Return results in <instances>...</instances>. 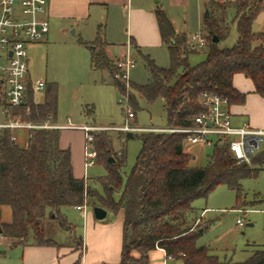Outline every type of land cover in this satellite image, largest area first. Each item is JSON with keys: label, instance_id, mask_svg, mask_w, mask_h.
Wrapping results in <instances>:
<instances>
[{"label": "trees", "instance_id": "trees-1", "mask_svg": "<svg viewBox=\"0 0 264 264\" xmlns=\"http://www.w3.org/2000/svg\"><path fill=\"white\" fill-rule=\"evenodd\" d=\"M207 17H203L206 37L204 49L189 51L190 35L178 31L166 12L157 8L155 15L163 45L168 49L170 66L160 67L149 55H141L149 72L147 84H126L112 78L114 60L105 50L107 42L101 33L95 41L83 45L91 47V67L95 71H108L112 85L129 104L140 109L138 97L148 103L162 100L167 128L194 125V118L204 111L201 103L205 92L226 96L232 104H244L247 94L233 85L236 74L251 79L254 92L264 97V31H256L254 23L264 13V0H209ZM237 32L232 47H221L231 28ZM214 37L219 41L214 42ZM204 53L205 59L195 65L189 62L191 54ZM45 101H34V90L29 85L28 100L20 107H10L7 119L33 124L56 123L58 88L45 85ZM136 113V112H135ZM98 132V131H97ZM26 147L18 145L13 132H0V227L12 246L33 243L56 245L48 237L45 220L49 217L70 233L77 250L83 249V239L76 235L75 226L62 212L64 207H75L93 201L108 212L123 211V242L121 260L117 264H151L150 253L161 248L167 257L183 264H264V247L257 248L242 262L221 260L198 240L210 225L194 227L197 211L195 200L207 198L220 185L242 193V180L257 177L264 166V147L251 164H240L232 155L228 144L212 148L205 167L191 164L193 156L184 150L187 135L183 133L149 131L140 135L126 133L127 141L140 139L142 148L128 175L119 201L114 193L121 189L122 170L127 157L118 154L111 163L105 155L114 154L109 135L100 131L95 135L97 160L103 162L107 175L99 180L104 193L91 189L85 179L74 174L72 152L60 145L61 129H32ZM92 203V202H91ZM241 204V202L239 203ZM8 208L11 221H1ZM240 208V207H239ZM4 255V253H0ZM74 264H82L79 259Z\"/></svg>", "mask_w": 264, "mask_h": 264}, {"label": "rangeland", "instance_id": "rangeland-1", "mask_svg": "<svg viewBox=\"0 0 264 264\" xmlns=\"http://www.w3.org/2000/svg\"><path fill=\"white\" fill-rule=\"evenodd\" d=\"M154 2L157 0H153ZM209 0H190L188 5H173L168 0H160L157 3L171 19L175 28L188 35L199 32L203 29V17L206 13V5ZM114 32L110 40L114 43L110 47L113 57H118L122 53L121 45L127 42L125 35L126 14L116 13ZM79 29L70 28L65 24V28L51 25L48 40L31 43L26 46L28 53L29 72L34 81L41 79L47 84H56L58 91V112L57 123L60 125L68 124L70 119L74 125L85 123L121 127L126 121L128 105L126 96L120 94L119 90L112 84H105L103 78L112 82L108 71H95L91 67V47L80 43L82 39ZM256 31L264 30V13L260 14L254 23ZM85 39L95 38L97 30L96 24L88 25L83 28ZM83 40V39H82ZM237 40L235 27L231 28L228 38L220 43L221 47H232ZM148 52L156 64L167 68L170 66V57L165 45L152 47ZM137 66L130 71V82L126 83L127 92L131 93V83L139 85L147 84L149 72L144 58L137 55ZM204 53L191 54L189 62L191 65L198 64L205 59ZM245 85L250 87V81L241 76ZM44 90L35 94V101L42 103L46 98ZM250 96H248L249 98ZM258 97V96H257ZM260 98V97H259ZM140 109L136 111V118L130 124L140 128L170 129L167 128L166 113L163 102L157 99L153 103H148L142 97H138ZM249 101V100H248ZM91 111V114H89ZM94 125L99 129L104 127ZM102 130H98L99 133ZM104 134L110 136L114 154L105 155L102 159L118 157L124 154L127 162L122 170L123 183L120 190L114 193V199L119 201L122 190L126 184L128 175L136 162L137 156L142 148L140 139L127 141L126 133L120 132L115 128L103 130ZM149 131H140V135ZM160 132V131H157ZM163 132V131H162ZM64 140L71 145L72 152L81 159L84 151V135L80 130L61 131ZM15 142L21 147H26L29 139V131L26 129L13 130ZM264 147V143H263ZM184 150L196 156L191 164L196 167H205L208 163V156L212 149L202 145H194L186 142ZM84 156V155H83ZM83 157V164H84ZM259 175L253 178L242 180V193L239 197L238 192L231 190L226 185H220L213 190L207 198H199L194 201L193 206L198 212V219L206 209L201 221L198 219L193 223L194 227L210 225L205 234L198 240V244L210 247L211 251L221 260H231L242 262L249 257L248 244L264 246V166H261ZM84 178L87 185L103 194L104 188L99 180L107 175V169L103 162L96 160V163L84 171ZM92 202V203H91ZM241 202V204H239ZM257 205L258 211H249L244 214L238 208ZM87 212L93 213V201L87 205ZM62 212L67 216L69 222L75 226V233L86 239L87 219L83 221L80 213L74 207H64ZM10 210L4 209L2 212V222L10 220ZM238 219L243 220V226L237 223ZM122 220V216L120 217ZM104 224H116L119 221L118 214L108 212L105 219L99 220ZM252 224V225H249ZM1 225V224H0ZM45 231L48 237L57 242L68 241L71 239L70 233L63 230L58 223L51 218L45 220ZM4 247H0V251Z\"/></svg>", "mask_w": 264, "mask_h": 264}, {"label": "built area", "instance_id": "built-area-1", "mask_svg": "<svg viewBox=\"0 0 264 264\" xmlns=\"http://www.w3.org/2000/svg\"><path fill=\"white\" fill-rule=\"evenodd\" d=\"M49 0H0V132L8 129H77L84 133L85 168L96 163L94 133L98 127L90 125H58L50 121L44 124H33L17 117L7 119L10 107H20L28 100L29 85L35 94L45 89L46 82L34 81L29 73V59L26 46L47 39L50 30L48 16ZM207 43L205 35L199 31L189 37L188 50L199 51ZM115 71L112 78L122 83L130 82V71L137 66V58L130 44L114 60ZM36 102V101H35ZM128 105L126 121L121 127H113L120 132L160 131L183 133L187 141L194 145L214 148L218 144H228L232 155L240 164H251L252 158L263 149L264 129L253 127L248 121L241 125L233 123V104L228 97L205 92L201 103L204 111L194 118V125L184 128L146 129L135 127L130 121L136 113L126 97ZM30 137V136H29ZM29 140V139H28ZM87 204L75 206L82 218L87 216ZM247 214L250 210H240ZM204 213L201 214L202 219ZM198 219L197 223L201 220ZM237 223L243 225V220Z\"/></svg>", "mask_w": 264, "mask_h": 264}, {"label": "crops", "instance_id": "crops-1", "mask_svg": "<svg viewBox=\"0 0 264 264\" xmlns=\"http://www.w3.org/2000/svg\"><path fill=\"white\" fill-rule=\"evenodd\" d=\"M168 1L173 5H188L190 2V0ZM158 2H160V0L155 2L153 0H49L48 16L50 29L51 25L58 26V28L63 27L64 29L66 23L69 24L70 28L76 27V29H79L81 25V37L89 44L95 41L100 31L102 38L107 42V45L105 46L107 54L110 58L115 60L119 56L113 57L110 52V47L114 45L110 40V37L112 32H114V28H116L113 25L116 20V13L121 12V14H126L125 35L127 38V42L121 45L122 53L125 51L127 45L130 44L133 53L135 52L137 55L150 56L148 49L163 46L155 15V10L161 8L157 5ZM206 4L207 3H205V5ZM92 24H96L97 28L95 38L85 39L86 34L83 28ZM49 35L50 30L46 40H48ZM99 72L104 75L103 71ZM241 76L245 77L243 74H236L234 76L233 85L241 93H246L247 97L244 104H233V123L235 125H241L248 121L253 127L264 129V97L254 92V84L251 79L245 77L250 81V87L248 88V86L245 85V82L241 79ZM103 82L105 84H111L107 78H103ZM248 96L250 97L248 98ZM89 114H91V111H89ZM68 120L69 122L71 121L70 119ZM56 124H58L57 121ZM82 125L92 124L85 123ZM94 125L98 124H93V126ZM98 126L104 127L101 129L102 131L110 130L115 127L103 125ZM71 130L75 129H61V131L66 132ZM81 132L83 133V131ZM60 145L62 148H69L72 152L71 145L67 144L62 133ZM83 155L84 151L81 154L82 158L79 159L76 154L72 152L74 174L78 179H85L83 171L86 168L85 164H83ZM193 159L195 160L196 156H193ZM243 209L258 211L256 204L248 208L246 206L238 208V210ZM261 211L264 212V209H261ZM205 212H208V210L205 209L202 213L205 214ZM121 216L122 220H120ZM118 218L119 221L117 222V225L104 224L95 217L94 211L92 214L87 213L86 218H83V221L87 219V231L86 239L81 236L83 239L82 250H77L71 239L66 242H57L56 245L42 246L27 243L25 245L12 246V240L0 236V247H4V250L0 251V253H4V255H0V264H74L79 259L82 264H117L121 260L122 252L123 211H119ZM196 219H198V212L195 220ZM10 221L11 216L8 222ZM199 246L206 245L199 244ZM248 246L251 248L249 250V257L254 250L264 247L255 244H248ZM208 248L211 249L210 247ZM150 260L151 264H183L181 260H173L172 258L167 257L166 252L161 248H157L150 253Z\"/></svg>", "mask_w": 264, "mask_h": 264}, {"label": "water", "instance_id": "water-1", "mask_svg": "<svg viewBox=\"0 0 264 264\" xmlns=\"http://www.w3.org/2000/svg\"><path fill=\"white\" fill-rule=\"evenodd\" d=\"M204 16L207 17L208 16V12H206ZM218 41H219V38L218 37H214V42H218ZM109 161L111 163H113L115 160H114V158L110 157ZM93 211H94L95 217L97 219H99V220H103V219H105L107 217V211L104 208H102V207L97 206V207H95L93 209ZM0 234H2L1 227H0Z\"/></svg>", "mask_w": 264, "mask_h": 264}]
</instances>
